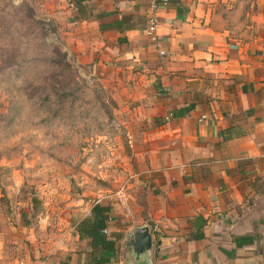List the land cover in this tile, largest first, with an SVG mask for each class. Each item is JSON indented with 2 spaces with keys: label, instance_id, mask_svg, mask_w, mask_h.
<instances>
[{
  "label": "crops",
  "instance_id": "1",
  "mask_svg": "<svg viewBox=\"0 0 264 264\" xmlns=\"http://www.w3.org/2000/svg\"><path fill=\"white\" fill-rule=\"evenodd\" d=\"M21 2L120 114L126 190L78 217L109 206L105 264H264V0H169L155 41L140 0H12ZM145 225L149 259L127 246ZM44 228L1 216L0 264L101 254L71 225Z\"/></svg>",
  "mask_w": 264,
  "mask_h": 264
},
{
  "label": "rangeland",
  "instance_id": "2",
  "mask_svg": "<svg viewBox=\"0 0 264 264\" xmlns=\"http://www.w3.org/2000/svg\"><path fill=\"white\" fill-rule=\"evenodd\" d=\"M28 4L0 0V217L60 230L126 190L125 130Z\"/></svg>",
  "mask_w": 264,
  "mask_h": 264
},
{
  "label": "trees",
  "instance_id": "3",
  "mask_svg": "<svg viewBox=\"0 0 264 264\" xmlns=\"http://www.w3.org/2000/svg\"><path fill=\"white\" fill-rule=\"evenodd\" d=\"M192 105L184 107L179 112H173V116L180 113H187ZM110 217L109 206L95 203L88 217L82 219H76L71 223V226L78 233L81 238L88 239L89 246L94 249L101 250L100 256H95L94 252H91V258L88 263L85 264H105L110 262L111 257L115 251V240L103 233V230L107 226V220Z\"/></svg>",
  "mask_w": 264,
  "mask_h": 264
},
{
  "label": "water",
  "instance_id": "4",
  "mask_svg": "<svg viewBox=\"0 0 264 264\" xmlns=\"http://www.w3.org/2000/svg\"><path fill=\"white\" fill-rule=\"evenodd\" d=\"M148 226L137 227L129 234L127 246L132 248L137 258L145 256L149 259V252L152 246L151 235Z\"/></svg>",
  "mask_w": 264,
  "mask_h": 264
},
{
  "label": "built area",
  "instance_id": "5",
  "mask_svg": "<svg viewBox=\"0 0 264 264\" xmlns=\"http://www.w3.org/2000/svg\"><path fill=\"white\" fill-rule=\"evenodd\" d=\"M19 1L20 0H15ZM142 2H145L147 4V25H146V34L149 36L151 41L156 40V29L158 26V21L156 17V10L159 6H165L169 3V0H140ZM160 54H163V52H160ZM104 233L107 232L106 229L103 230Z\"/></svg>",
  "mask_w": 264,
  "mask_h": 264
}]
</instances>
